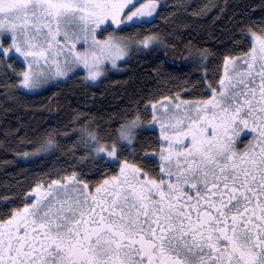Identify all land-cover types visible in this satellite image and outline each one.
<instances>
[{"label": "snow or ice", "instance_id": "1", "mask_svg": "<svg viewBox=\"0 0 264 264\" xmlns=\"http://www.w3.org/2000/svg\"><path fill=\"white\" fill-rule=\"evenodd\" d=\"M161 7L0 0V67L10 73L22 58L16 79L27 89L80 65L96 80L106 62L160 44L144 26ZM239 27L232 39L246 47L223 56L210 95L149 100L147 125L135 115L102 134L81 122L23 153L31 162L63 150L71 160L66 175L0 194V264H264V21ZM157 126L155 147L140 144ZM73 138L71 149L60 142Z\"/></svg>", "mask_w": 264, "mask_h": 264}, {"label": "trees", "instance_id": "2", "mask_svg": "<svg viewBox=\"0 0 264 264\" xmlns=\"http://www.w3.org/2000/svg\"><path fill=\"white\" fill-rule=\"evenodd\" d=\"M161 5L160 14L144 26L145 34L154 32L160 44L131 52L118 71L95 83L83 81L78 71L29 93L17 87L16 77L24 70L19 60L10 73L0 67V194L6 189L28 191L36 182H47L49 173L67 174L65 161L71 157L63 150L41 161L23 156L49 135L70 134L81 122L102 134L112 132L135 115L145 125L149 100L176 94L183 99L206 97L207 85H216L223 56L242 54L240 48L233 50L234 44L246 47L242 38L232 39L239 36V25L264 21V0H162ZM136 31L120 36L138 41ZM156 137V132L145 131L140 144L154 148ZM74 141L60 142L71 149Z\"/></svg>", "mask_w": 264, "mask_h": 264}, {"label": "rangeland", "instance_id": "3", "mask_svg": "<svg viewBox=\"0 0 264 264\" xmlns=\"http://www.w3.org/2000/svg\"><path fill=\"white\" fill-rule=\"evenodd\" d=\"M161 3H162V0H160V4H161ZM110 33L113 34V35H116V36H118V37H120V38H122V37L120 36V33H115V32H113L112 29H109V32H108V33H105V36H107V35L110 34ZM101 38H103V37H101ZM238 56H240V55H238ZM126 58H127V56H126V57H122L120 60H118V61H117V67H112L110 61L106 62V63H107V68L102 72L101 77L97 78L96 80H91L90 78H88V77H87V69H84L83 66L80 65V66H79V69H74L73 72H71V73L68 74V76H65V77H59V78H55V77H54L53 80L50 81V84L44 86L43 88H40V89H27V88L18 87L19 81H18V83H17V87H18V89H20V90H22V91H24V92H29V93H34V92L42 91V90L46 89L47 87H49L50 85H53V84H55V83H57V82H60V81H64V80H66L69 76H71V75L74 74V73H77L78 71L81 72V78H82L83 81H85L86 83H95V82H97L100 78H102V77H104L106 74H108L109 72H115V71H118V70L120 69V67H121L120 64H121ZM19 61H20V63H21V64L23 65V67H24V65L26 64V62H24L22 58H21ZM215 86H216V85H215ZM206 89H207V90L209 91V93H210V89H209L208 87H206ZM209 95H210V94H209ZM145 125H147V123H146ZM156 133L158 134V126H157ZM246 142H247V140H246Z\"/></svg>", "mask_w": 264, "mask_h": 264}, {"label": "flooded vegetation", "instance_id": "4", "mask_svg": "<svg viewBox=\"0 0 264 264\" xmlns=\"http://www.w3.org/2000/svg\"><path fill=\"white\" fill-rule=\"evenodd\" d=\"M246 140H247V139H246ZM246 140L244 141L245 144L247 143Z\"/></svg>", "mask_w": 264, "mask_h": 264}]
</instances>
